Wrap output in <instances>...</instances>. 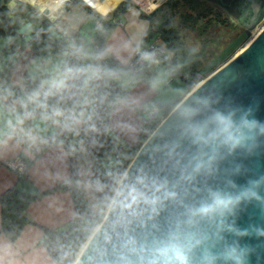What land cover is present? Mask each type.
I'll return each mask as SVG.
<instances>
[{"label":"water","instance_id":"95a60500","mask_svg":"<svg viewBox=\"0 0 264 264\" xmlns=\"http://www.w3.org/2000/svg\"><path fill=\"white\" fill-rule=\"evenodd\" d=\"M70 1L61 0L58 6L65 10ZM212 1L229 11L225 0ZM236 1L241 6L229 12L248 35L264 21V0ZM41 15L55 18L48 8H38L17 33L24 35ZM249 109L248 118L264 124V24L246 45L178 100L142 142L120 177L103 219L81 244L72 264H153L157 246L172 233L203 238L193 249L192 264H201L207 251L219 257L236 240L252 249L248 264H264V236L236 237L227 231L231 223L240 229L264 228V135L249 134L254 139L248 147L231 153L218 140L197 144L189 135L193 125H207V137L215 127L211 121L217 111L233 113L238 121ZM254 180L261 182L256 189L259 200H242L226 218L197 217L189 224V211L207 202L210 193L237 196ZM216 264L225 262L218 258Z\"/></svg>","mask_w":264,"mask_h":264},{"label":"trees","instance_id":"16d2710c","mask_svg":"<svg viewBox=\"0 0 264 264\" xmlns=\"http://www.w3.org/2000/svg\"><path fill=\"white\" fill-rule=\"evenodd\" d=\"M8 1L0 0V38L8 37V42L0 51V101L6 112L17 116L62 118L69 122L66 133L58 141L67 148L70 156L69 180L62 187L71 193L76 217L66 231L44 228L43 244L57 264H72L81 244L103 219L120 177L149 135L144 127L150 125L155 128L160 117H143L140 135L129 150L115 146L112 141L115 133L109 125L108 114L120 100L126 98L125 90L117 82L118 76L125 71V65L105 48L112 26L109 20L92 12V37L80 30L67 36L56 30L54 22L41 15L37 28L26 37L19 35L17 29L35 10L20 4L24 6L11 11L5 5ZM130 4H133L131 0H124L118 9L122 10ZM170 9L171 18L163 19L157 27L149 21L143 40L158 35L181 71H200L198 60L187 54L173 18L180 21L182 18L187 24L191 21L195 26L203 13L211 11L201 0H171ZM141 15L147 17L144 13ZM96 21L100 24L97 25ZM60 48L70 53L61 64L67 77L61 85L47 87L42 80L46 74L30 75L29 61L34 56L55 53ZM20 61L22 66L18 82L14 83V71ZM85 84L88 95L79 104ZM174 105H160L163 116ZM78 117L82 120L79 135L77 141L70 145L71 126L74 127ZM123 151L127 153L123 154ZM31 200L32 197L15 187L0 196V232L11 240L29 221L25 209ZM76 226L78 229H74Z\"/></svg>","mask_w":264,"mask_h":264},{"label":"crops","instance_id":"0c3cea01","mask_svg":"<svg viewBox=\"0 0 264 264\" xmlns=\"http://www.w3.org/2000/svg\"><path fill=\"white\" fill-rule=\"evenodd\" d=\"M123 1L89 0L90 8L80 0H71L67 9L58 7L53 12L54 20L50 21L54 22V27L61 34L71 36L78 30H90L89 37H92V12L107 18L112 26L105 48L122 65H126L137 46L156 36L143 40L149 21L154 26L162 21L153 20L154 11L143 17L135 4L118 9ZM6 7L12 11L10 6ZM39 19L25 31L26 37L37 28ZM0 41L2 49L8 42V37L4 36ZM57 53L63 61L70 54L65 48H60ZM169 76L163 67L150 66L139 74H132L125 69L118 76L117 82L125 90L126 98L120 100L108 114L109 125L115 133L112 136L115 146L129 150L135 145L142 129L143 114L149 109L148 101L153 100L159 106L171 105L188 92L186 83H172L173 78L168 81ZM87 95L86 92L85 98ZM81 124V117H78L74 127L71 126L72 132L68 139L70 145L75 143L72 141L74 134L78 138ZM68 125L69 122L62 118L11 114L6 112L0 101V196L7 189L15 187L32 197L25 209L29 221L24 224L18 236L11 240L0 232V264H57L47 252L43 239L44 228L66 231L76 217L71 193L62 187L69 180L70 156L58 138L66 133ZM15 157H20L28 164L26 171L21 174L5 165L6 161Z\"/></svg>","mask_w":264,"mask_h":264},{"label":"clouds","instance_id":"9594fccd","mask_svg":"<svg viewBox=\"0 0 264 264\" xmlns=\"http://www.w3.org/2000/svg\"><path fill=\"white\" fill-rule=\"evenodd\" d=\"M250 111V109L245 111L238 121L233 119V113L225 114L217 111L213 114L211 121L215 127L207 137L204 135L207 125H193L189 130V135L197 144L206 143L209 140H218L220 145L226 147L230 153L237 148H247V142L254 139V136L249 134L255 132L264 135V124L255 119H249ZM239 167L237 165V170ZM260 183L256 180L250 181L243 188L241 194L237 196L226 195L219 191L210 193L207 202L189 211V224L193 223L197 217L226 218L234 213L236 206L242 200H259L256 189ZM227 231L236 237L254 235L259 238L264 236V228L250 226L246 229H240L234 223L227 225ZM202 241L203 238L195 233H187L183 236L179 233H172L166 241L157 246L153 264H192L193 249L199 246ZM251 251L250 246L241 245L236 240L226 245L219 257L210 251L205 252L201 264H216L218 258L223 259L225 264H248Z\"/></svg>","mask_w":264,"mask_h":264},{"label":"rangeland","instance_id":"374dc122","mask_svg":"<svg viewBox=\"0 0 264 264\" xmlns=\"http://www.w3.org/2000/svg\"><path fill=\"white\" fill-rule=\"evenodd\" d=\"M201 1L208 6L211 12L203 13L202 16L197 19L195 26L191 21H189L188 24L183 22L182 18L181 21L183 23L175 17L173 19L177 22L178 33L183 38L185 50L188 52L187 54L198 60L200 71L202 73L204 72V76H207L246 45L252 36L262 27L264 21L257 23L254 28L250 30V33L246 35L243 24L222 5L212 0ZM170 2L171 0H166L154 10L153 20L155 22L158 20L162 21L167 17L171 18ZM20 4L29 5L35 11L40 8V6L18 0L16 1V4H14V0H11L6 6H10L9 8L12 9V11H16L18 10L17 8L24 6ZM179 13L181 14L183 12L179 11ZM48 19L50 20V18ZM155 26L157 27L156 24ZM84 29H90V27H84ZM84 33L87 36L91 35L90 30H85ZM59 56L60 55L55 52L32 57L29 61L28 72L33 77L37 74H47L42 77L43 83L47 87L51 85H61L63 80L66 79L67 74L61 67L63 60H60ZM21 64L22 61L18 63L17 68L14 71V83L18 82L19 70L22 66ZM176 82H179L182 85L184 81L178 76H175L172 83ZM86 92L87 84H85L82 89L79 104L84 102ZM76 140L77 137L76 134H74L72 136V141L76 142ZM83 151L85 152L84 147Z\"/></svg>","mask_w":264,"mask_h":264},{"label":"built area","instance_id":"2783aa9c","mask_svg":"<svg viewBox=\"0 0 264 264\" xmlns=\"http://www.w3.org/2000/svg\"><path fill=\"white\" fill-rule=\"evenodd\" d=\"M80 1L91 8L89 0ZM152 1L155 2L156 0ZM164 1L166 0L159 1L153 9L147 10L146 8L141 6L138 0H131V2L135 4L140 9V11L146 15L151 14ZM118 22L120 23V21ZM96 24L99 25L100 22L96 21ZM148 66L163 67L170 75L168 81L174 78V76H178L184 80L186 86L190 89L195 87L206 77L201 71H195L192 73L181 71L180 66L174 64L172 60V54L164 46L158 35L153 37L145 44L139 45L134 49L130 60L125 65V69L132 74H139L143 72ZM148 106L149 109L146 112L148 117H160V120L164 117L160 106L157 105L154 101H148ZM153 129L154 128H152V126L150 125L144 127L145 132L149 134ZM122 153L126 154L127 151H123ZM5 165L20 174L26 171L28 166L27 162L21 159L20 157H15L11 160L6 161ZM74 229H78L77 226Z\"/></svg>","mask_w":264,"mask_h":264},{"label":"bare ground","instance_id":"6f19581e","mask_svg":"<svg viewBox=\"0 0 264 264\" xmlns=\"http://www.w3.org/2000/svg\"><path fill=\"white\" fill-rule=\"evenodd\" d=\"M22 1L28 2L32 5L40 6V9L48 8L50 16H54L53 12H55L59 7L58 5L61 0H22ZM95 1L96 0H91V2H95ZM138 2L141 4L142 7L146 8L147 10H151L157 5L159 1L156 0L155 2H153L152 0H138Z\"/></svg>","mask_w":264,"mask_h":264},{"label":"flooded vegetation","instance_id":"af4514ba","mask_svg":"<svg viewBox=\"0 0 264 264\" xmlns=\"http://www.w3.org/2000/svg\"><path fill=\"white\" fill-rule=\"evenodd\" d=\"M228 4H229V11L230 12H235L236 10V7L237 8H239L240 6H241V4L238 2V1H236V0H225ZM236 6V7H235Z\"/></svg>","mask_w":264,"mask_h":264}]
</instances>
